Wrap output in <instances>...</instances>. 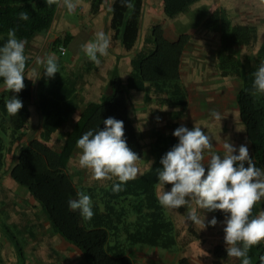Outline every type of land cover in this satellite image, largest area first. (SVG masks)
Here are the masks:
<instances>
[{
	"label": "trees",
	"instance_id": "16d2710c",
	"mask_svg": "<svg viewBox=\"0 0 264 264\" xmlns=\"http://www.w3.org/2000/svg\"><path fill=\"white\" fill-rule=\"evenodd\" d=\"M201 1L162 0V11L168 20H174ZM102 2L93 0V14L98 12ZM131 2L134 8L129 9L120 0H114L109 29L112 39L118 41L127 52H133L137 46L144 11V0ZM58 8L57 5L48 6L45 0H0V47L6 42L9 29H15L17 38L27 41L48 32ZM21 12L28 13L27 21L19 18ZM217 13L223 16L224 12L220 10ZM217 13L208 16L204 28L220 35L217 53L219 75L240 83L235 95L238 117L251 158L257 168L264 170V94H252L253 73L264 62V37L256 53L239 54L240 49L250 51L257 46L258 28L231 23L228 14L224 21L219 14L221 24L216 26ZM72 38V34H67L57 39L52 45L53 51L62 55L59 48H66ZM190 42L189 34H180L177 40L171 41L165 36L162 25L152 26L142 48L130 61L127 79L123 81L117 70L113 73L109 91L83 109L71 130L63 134L62 145L56 148L50 143L51 134L58 131L60 125H46L48 135L18 146L16 161L8 171L4 170L7 152L11 150V145L21 142V131L27 128L30 120L28 103L32 100L35 84L25 76V88L16 94L24 106L15 116H9L5 107L6 100L15 94L6 89L0 93V181L6 175L25 188L40 205L54 230L81 251L85 264H136L129 254L135 246L171 251L185 244L174 221L166 216L164 207L159 204L155 190V185L159 184L157 169L162 168L161 158L178 143V138L172 134L153 133L156 143L151 146L154 155L151 168L135 180L125 183L119 192L112 190L113 185L119 183L118 180L99 187L77 185L69 167L78 149L77 140L90 129H103V121L108 117L124 122L128 146L141 159L144 157V145L131 117V92L144 94L145 102L155 99L158 105L184 109L188 104V90L182 82L181 60ZM30 63L27 60L26 67ZM44 82L43 79L41 83ZM55 84L59 85V81ZM3 86L0 79V88ZM60 86H57V91L49 90L48 93L57 99H65L69 95ZM42 106L51 109L58 105L45 100ZM59 108L63 110L65 120L71 114L72 105L64 103ZM78 192H84L92 199L94 216L91 220H84L79 210L71 211L68 207V201L77 199ZM258 214L256 204L252 215L255 217ZM214 216L218 221L225 219L224 213L219 210L214 212ZM10 229L0 212V231L17 248L20 234L12 233ZM212 252L221 259L228 258L221 246ZM16 253L21 257L23 247L20 246ZM249 256L252 264H261L264 244L252 247ZM1 261L0 254V264ZM176 264H191V261L181 257Z\"/></svg>",
	"mask_w": 264,
	"mask_h": 264
},
{
	"label": "clouds",
	"instance_id": "9594fccd",
	"mask_svg": "<svg viewBox=\"0 0 264 264\" xmlns=\"http://www.w3.org/2000/svg\"><path fill=\"white\" fill-rule=\"evenodd\" d=\"M45 3L62 6L73 14L79 0H45ZM120 3L126 8H134L131 0H120ZM260 4L264 5V0H260ZM19 18L27 21L29 15L21 12ZM27 43L26 39L17 38L15 29H9L6 42L0 47V79L5 89L15 94L5 102L9 116L17 115L24 106L16 94L25 88ZM110 46L111 38L104 31H98L93 40L81 46V50L90 61L99 65L98 56H107ZM36 63L43 65L44 75L48 78H54L59 72L54 54L37 57ZM253 77L252 94H264V62ZM210 115L221 120L220 113L215 110ZM103 123V129H90L77 140L76 147L81 150L78 163L80 168L90 171L93 180L116 178L119 183L114 184L112 190L119 192L125 183L137 178L141 158L128 146L122 120L108 117ZM172 135L178 138V143L161 158L162 168L157 169L160 185L172 187L170 191L157 193L159 204L173 210L187 206L186 221L201 229L215 227L218 221L213 216L205 224L200 210L221 211L225 215L222 223L227 257L236 258L240 264H252L251 248L264 241V211L255 217L252 215L254 206L264 198V170L254 164L247 143L237 148L226 141L221 156L213 151L212 138L200 126L189 129L181 125ZM77 196L68 201L69 209L79 210L84 220H91L94 216L91 197L84 192H78ZM193 203L196 207H192ZM260 259L264 264V257Z\"/></svg>",
	"mask_w": 264,
	"mask_h": 264
},
{
	"label": "rangeland",
	"instance_id": "374dc122",
	"mask_svg": "<svg viewBox=\"0 0 264 264\" xmlns=\"http://www.w3.org/2000/svg\"><path fill=\"white\" fill-rule=\"evenodd\" d=\"M149 1L152 6L151 12L153 14L148 15L154 18V22L163 24L162 27L165 32H167L166 35L170 37L172 31L179 34H183L189 30L193 31V41L195 44L191 46V49L198 50L199 52L193 54L197 56V59L193 60L192 58L191 64L186 61L184 69L182 70V82L188 90L187 106L184 109H180L168 105H152V109L149 110V121L138 124L145 154L144 157L138 161L140 172L137 177L148 171L154 161V155L151 153V146L156 143V136L150 134L152 129L158 130L163 134H172L174 130L181 125L189 129L194 125L200 126L202 130L212 138L213 151L221 156L224 155L223 144L226 141L231 142L237 148L241 144L247 143L235 104V95L240 83L232 78H221L217 72L214 57L208 56V54H201V50L203 52L206 48L214 45L218 36L217 33L205 29L204 24L206 23V19L209 18L208 16L211 17L214 13L223 10V16L217 13L218 24L216 23V26H220L221 24L220 15L223 17L222 20L224 21L228 14V19L231 23L255 25L258 28L260 42L264 36V5L260 4V0H203L195 4L192 8L187 9L173 21L167 20L161 15L162 12L159 8V0ZM86 2L87 0H81L78 4V10H81L82 15V20L80 21H84V17L87 19L88 13L85 12V10L83 11ZM78 10L76 11L78 12ZM70 17L73 18L71 20L72 22H70V32L73 38L66 46V55L62 56L57 52H54V55L60 62L71 64V66L74 67L81 62V58L84 55L81 46L90 41L92 36L84 26H81L79 20H77V13L70 15ZM99 18L100 21L105 19L108 20L109 15L107 13L102 14ZM145 34L146 33L142 31V35L145 36ZM258 47L259 44H257L253 50L246 51L245 49H240L238 52L239 54H244L246 52L256 53ZM41 55L39 57H41ZM189 58H191V56H189ZM43 69V65L35 64V73H39L43 71ZM141 101V95L132 96V102L134 106H136L135 109H139ZM213 110L220 113L221 120H216L210 115ZM135 112L137 113L136 116H138L136 119L142 120L143 115L140 110H135ZM51 144L59 148L62 142L56 141ZM80 153L81 150L79 149L78 155H76L73 162V166L76 170L80 169L78 163ZM206 162L207 156L205 163ZM113 180L117 179L113 178L112 180L100 181V184H107ZM171 187V185L166 184L162 186L159 183L155 185V190L156 193L170 191ZM257 204L259 212L264 211V198ZM192 207H196L194 203ZM164 209L166 216L174 221L179 231L180 239L185 244L171 251L143 245L135 246L130 250L129 254L136 264H176L181 257L190 259L191 264H240L239 260L236 258L228 257L227 259H221L212 252L218 246H221L222 251H226V245L223 239L224 225L222 222L224 220H217L218 223L215 227L208 226L205 229H201L199 226H195L191 221H186L187 206H182L175 210ZM199 214L205 217V224L214 216V212H208L206 210H200ZM14 228L15 227L11 226L10 230L12 233L15 231ZM0 234L3 237L5 236L2 231H0ZM18 242L19 245L15 248V252L10 246L5 247L4 245L5 249L3 248L1 264H16L17 262L18 264H23L22 261L28 259L27 255L18 257L16 252L20 246L24 245L22 239L18 238ZM261 243L264 244V241ZM22 256L24 258H22ZM49 259H47L45 263H49ZM74 262L76 264H84L82 260L80 261L79 257H77Z\"/></svg>",
	"mask_w": 264,
	"mask_h": 264
},
{
	"label": "crops",
	"instance_id": "0c3cea01",
	"mask_svg": "<svg viewBox=\"0 0 264 264\" xmlns=\"http://www.w3.org/2000/svg\"><path fill=\"white\" fill-rule=\"evenodd\" d=\"M113 2L114 0H103L98 12L93 14L91 12L93 0H87L83 11L85 10V12L88 14L87 19L84 17V21H80L82 20V15L81 10L79 11L78 7L76 8L78 12L75 10L73 13H77V20H79L81 26H84L86 30L89 31L92 36L91 40H93L95 37L94 33L96 34L98 31H104L111 38V46L108 49V55L98 56L100 59L99 65H96L90 61L84 54L81 58V62L76 64L74 67H72L71 64L60 62L57 59L59 69L64 70H59V72L55 74L54 78H48L46 75H44V69L39 73H35L34 67L36 64V58L41 54V57L43 58L48 54H54L52 48L53 43L60 37L71 34L70 22H72L71 20L73 18H71L70 15L72 14H69L66 8L62 6H59L55 21L50 30L46 33H41L33 40L28 41L25 48V55L28 56V60H30L31 63L26 67L25 76L33 80L35 84L32 91V100L28 103L30 120L28 122L27 128L21 131L23 134L21 142L14 144L13 146L11 145V150L7 152L8 154L4 169L5 171H8L15 163L18 146L26 144L28 141L34 138H41L43 135H48V133L45 131L46 125H60L59 130L51 134L50 143L56 141L62 142L63 134L71 130L83 109L89 103L98 101L104 93L109 91L110 81L113 73L116 70L123 81L127 79V75L131 69L130 61L136 52L142 48L144 39L149 33L151 27L163 25L161 23L154 22V18L149 17L148 14H153L151 12L152 6L149 0H144V11L141 21L139 41L133 52L124 51L119 42L112 39L111 32L109 31L111 21V11L109 9H112ZM159 8L162 12L161 15L166 18L162 11V0H159ZM106 13L109 15L108 20L105 19L100 21L99 16ZM142 31L146 33L145 36L142 35ZM166 34L167 32H165V36L171 41L177 40L180 35L174 31L170 33V37H168ZM183 34L191 35V42L188 45L181 60V77L185 62L187 61L191 64L192 58L193 60L197 59V56L193 54L199 52L198 50L191 49V46L195 44L193 41V31L189 30ZM217 35L218 36L214 45H211V48H206V50L203 52L201 50V54H208V56L214 57L217 66V72L219 73L217 53L220 48V35ZM0 40H2V38H0ZM261 42L259 35L257 44H261ZM189 56H191V58H189ZM47 78L48 81H46ZM43 79L45 82L42 84L41 81ZM57 81H59V85H61L60 88L64 89L69 95L65 99H57L54 97V95L48 93L49 90L57 91V86H59L55 84ZM4 90L5 87H1L0 93ZM131 93L132 96H142L139 109H135L136 106H134V103L132 102V97L130 100L131 117L139 132L140 128L138 127V124L149 121V110L152 109V105H163H158L155 99H152L151 102H145L144 94L134 92ZM45 100L50 101L54 106H58L54 108L52 107L51 109H45L42 106ZM64 103L70 104V106L72 105L71 114L65 120V115H63L64 112L61 108H59L60 105ZM135 110H140L141 114L143 115L142 120L136 119L138 116H136L137 113ZM48 113L50 114L47 115ZM155 131L158 130L152 129L150 134L153 135ZM78 150L79 149H77L74 158L76 155H78ZM74 158L71 161L69 171L73 175L77 185L90 187L109 185L110 182L102 185L100 184V181H93L90 176L91 174L89 173L90 171L87 169L83 170L80 168V171L76 170L73 166ZM0 212L3 218L7 220L8 225L15 227V231L20 234L19 238L22 239L24 244L22 246L23 256H28L27 260L24 259L22 261L23 264H76L74 260L77 257H79L80 261L82 260V263L85 264V260L81 251L74 245L64 240L63 237H61L54 230L40 205L30 196L27 190L17 185L6 175L0 181ZM4 245L5 247L10 246V248H12V250L15 252L14 244L11 243L5 236L3 237L0 234L1 256H3L2 252ZM47 259L50 260L49 263H45ZM16 264H18V262Z\"/></svg>",
	"mask_w": 264,
	"mask_h": 264
},
{
	"label": "built area",
	"instance_id": "2783aa9c",
	"mask_svg": "<svg viewBox=\"0 0 264 264\" xmlns=\"http://www.w3.org/2000/svg\"><path fill=\"white\" fill-rule=\"evenodd\" d=\"M61 49H63V51H61ZM59 51H60V53H61L62 55H64L65 52H66V48L63 47V46H61V47L59 48Z\"/></svg>",
	"mask_w": 264,
	"mask_h": 264
}]
</instances>
